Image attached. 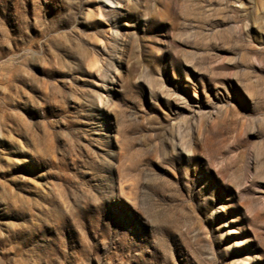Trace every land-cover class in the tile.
Returning a JSON list of instances; mask_svg holds the SVG:
<instances>
[{
    "label": "rangeland",
    "instance_id": "obj_1",
    "mask_svg": "<svg viewBox=\"0 0 264 264\" xmlns=\"http://www.w3.org/2000/svg\"><path fill=\"white\" fill-rule=\"evenodd\" d=\"M205 1L0 0V264H264V0Z\"/></svg>",
    "mask_w": 264,
    "mask_h": 264
},
{
    "label": "bare ground",
    "instance_id": "obj_2",
    "mask_svg": "<svg viewBox=\"0 0 264 264\" xmlns=\"http://www.w3.org/2000/svg\"><path fill=\"white\" fill-rule=\"evenodd\" d=\"M205 2L207 3V5H211V4H213V3L210 2L209 0H206ZM214 4H215V5L217 4V5L220 6L221 8H224V7H222L223 5H221V3H219V1H215ZM191 151H192V149H191V147H190L189 145H185V146H182V147H181V152H183V153H185V154H189V153H191Z\"/></svg>",
    "mask_w": 264,
    "mask_h": 264
}]
</instances>
